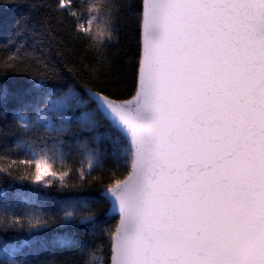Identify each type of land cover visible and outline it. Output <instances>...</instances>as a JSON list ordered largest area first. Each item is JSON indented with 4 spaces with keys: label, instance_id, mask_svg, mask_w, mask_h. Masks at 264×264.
Returning <instances> with one entry per match:
<instances>
[{
    "label": "snow or ice",
    "instance_id": "6c2138e0",
    "mask_svg": "<svg viewBox=\"0 0 264 264\" xmlns=\"http://www.w3.org/2000/svg\"><path fill=\"white\" fill-rule=\"evenodd\" d=\"M0 5V264H264V0Z\"/></svg>",
    "mask_w": 264,
    "mask_h": 264
},
{
    "label": "trees",
    "instance_id": "16d2710c",
    "mask_svg": "<svg viewBox=\"0 0 264 264\" xmlns=\"http://www.w3.org/2000/svg\"><path fill=\"white\" fill-rule=\"evenodd\" d=\"M37 3H42L43 0H36ZM102 0H96V3H100ZM113 2H116V0H113ZM17 10L12 9L8 6L0 5V41L6 40L13 28V25L15 24L16 19L18 18ZM100 29L104 28V21L100 22L99 25ZM131 34L129 33V36ZM127 39V37H126ZM31 42V41H30ZM36 48V51L38 54H43L48 58L49 61L53 65L56 66L57 70L67 71L66 68H64V60L62 57H59L56 55V49L48 50L46 45H34ZM133 49H129V55L132 54ZM71 67V65H69ZM103 147V143L101 145ZM58 166V165H57ZM22 195H29L36 193L38 194L41 199L45 200L47 203L51 204L54 200L62 198V194L57 193L55 190H52L50 192H45L39 189H36L28 184H20L18 182L13 181H7L5 183H0V202L3 201H9L13 203L16 206H21V199L17 194ZM24 238H27L26 234H24ZM103 251L97 252V257H100L101 259H97L94 264H103ZM86 258V257H85Z\"/></svg>",
    "mask_w": 264,
    "mask_h": 264
}]
</instances>
